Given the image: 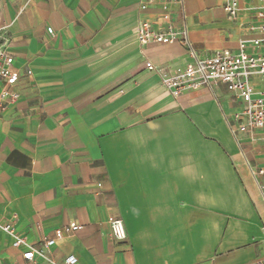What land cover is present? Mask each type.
<instances>
[{
	"label": "crops",
	"instance_id": "0c3cea01",
	"mask_svg": "<svg viewBox=\"0 0 264 264\" xmlns=\"http://www.w3.org/2000/svg\"><path fill=\"white\" fill-rule=\"evenodd\" d=\"M139 1L0 0V27L20 77L18 103L0 107V264H61L65 255L78 264L264 258V200L247 164L263 161L260 149L232 133L225 86L175 98L146 68L175 73L191 60L180 43L140 45ZM222 5L185 0V15L175 8L203 56L236 49L242 38ZM133 122L157 138L166 159L181 142L205 167L210 155L221 157L237 193L229 209L193 210L196 185L177 180L166 164L139 163L126 140ZM210 216L219 227L206 235ZM111 219L124 222L125 240L111 237ZM72 224L82 228L66 231ZM7 225L39 251L33 261L23 257L26 247L13 246Z\"/></svg>",
	"mask_w": 264,
	"mask_h": 264
},
{
	"label": "built area",
	"instance_id": "2783aa9c",
	"mask_svg": "<svg viewBox=\"0 0 264 264\" xmlns=\"http://www.w3.org/2000/svg\"><path fill=\"white\" fill-rule=\"evenodd\" d=\"M222 1L227 18L242 29L243 35L236 49L217 50L203 56L190 40L185 23H178L175 17V8L185 15V0H140L139 8L144 17L139 22L136 36L141 46L180 43L187 48L191 61L185 69L175 73L151 62L146 63L149 71L162 75V84L175 98L201 89L226 87L234 102L232 133L234 136H246L252 146L260 149L259 156L263 161L255 165L247 161V164L264 200V0ZM152 15H155L154 19L150 18ZM6 31L7 27H0V83L6 87L0 93L1 108L14 105L20 99V93L14 88L20 77L15 69V60L8 52ZM48 31L53 34V29ZM81 228L72 224L66 231L75 232ZM3 229L13 234L14 247L27 248L23 257L33 261L39 251L15 233L12 226L7 225ZM110 229L114 239L121 241L127 238L122 220L111 219ZM56 233L61 238L64 230ZM55 242L53 239L48 245L54 246ZM78 263L74 255L62 257L61 264ZM254 264H264V258Z\"/></svg>",
	"mask_w": 264,
	"mask_h": 264
},
{
	"label": "clouds",
	"instance_id": "9594fccd",
	"mask_svg": "<svg viewBox=\"0 0 264 264\" xmlns=\"http://www.w3.org/2000/svg\"><path fill=\"white\" fill-rule=\"evenodd\" d=\"M129 124L126 140L131 145L134 158L141 164L152 168L167 165L168 170L177 180L196 185L192 193L193 210L213 213L217 210L226 211L236 197V189L231 180L226 162L221 157L210 155L209 164L205 167L203 161L193 155L191 147L181 142L176 151L178 155L166 159L163 146L156 137L148 134L143 128ZM156 141L155 147L150 145ZM219 222L209 217L204 232L206 235L218 230Z\"/></svg>",
	"mask_w": 264,
	"mask_h": 264
}]
</instances>
